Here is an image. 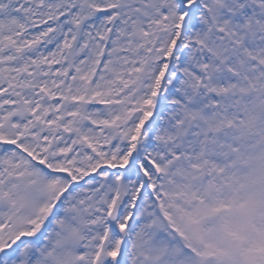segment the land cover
<instances>
[{
  "label": "snow or ice",
  "instance_id": "1",
  "mask_svg": "<svg viewBox=\"0 0 264 264\" xmlns=\"http://www.w3.org/2000/svg\"><path fill=\"white\" fill-rule=\"evenodd\" d=\"M0 264H264V0H0Z\"/></svg>",
  "mask_w": 264,
  "mask_h": 264
}]
</instances>
